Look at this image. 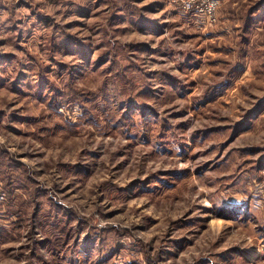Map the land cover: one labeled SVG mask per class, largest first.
<instances>
[{
  "label": "rangeland",
  "instance_id": "374dc122",
  "mask_svg": "<svg viewBox=\"0 0 264 264\" xmlns=\"http://www.w3.org/2000/svg\"><path fill=\"white\" fill-rule=\"evenodd\" d=\"M0 2V264H264V0Z\"/></svg>",
  "mask_w": 264,
  "mask_h": 264
},
{
  "label": "crops",
  "instance_id": "0c3cea01",
  "mask_svg": "<svg viewBox=\"0 0 264 264\" xmlns=\"http://www.w3.org/2000/svg\"><path fill=\"white\" fill-rule=\"evenodd\" d=\"M257 152H259L261 154V156L258 159H256V162H255L257 164L256 168H253V171L250 172V174L248 172H246L247 173V176L246 177H240L238 179L236 177H232L231 176V179L230 180L233 179V182L232 183L230 182V185H229V187L231 189L234 188V190H237L242 185V184H239V180H242V183L245 184L244 185V188L245 189H248V184L251 183L253 180L254 181H259L260 180V177H261L260 174H261L262 170L264 169V150H257ZM256 173H257V176H254ZM234 199H236V198H234ZM245 201L246 200H244V202ZM229 211H230V208H229ZM220 218H225L226 219V217H224V216L223 217L220 216Z\"/></svg>",
  "mask_w": 264,
  "mask_h": 264
},
{
  "label": "built area",
  "instance_id": "2783aa9c",
  "mask_svg": "<svg viewBox=\"0 0 264 264\" xmlns=\"http://www.w3.org/2000/svg\"><path fill=\"white\" fill-rule=\"evenodd\" d=\"M256 187H258L259 192L264 196V169L261 172V179H260V181ZM4 200H5V198L3 196H0V202H2Z\"/></svg>",
  "mask_w": 264,
  "mask_h": 264
}]
</instances>
